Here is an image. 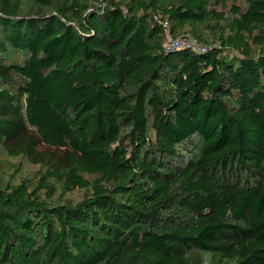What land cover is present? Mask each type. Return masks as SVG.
Wrapping results in <instances>:
<instances>
[{"label":"trees","instance_id":"trees-1","mask_svg":"<svg viewBox=\"0 0 264 264\" xmlns=\"http://www.w3.org/2000/svg\"><path fill=\"white\" fill-rule=\"evenodd\" d=\"M0 264H264V0H0Z\"/></svg>","mask_w":264,"mask_h":264},{"label":"built area","instance_id":"built-area-1","mask_svg":"<svg viewBox=\"0 0 264 264\" xmlns=\"http://www.w3.org/2000/svg\"><path fill=\"white\" fill-rule=\"evenodd\" d=\"M163 25L166 27V35L167 38L170 42V44H172L173 46H180V45H188V46H193L196 49H202V47L196 42V40L190 38V40H192L194 43H189L187 39H185V37H178V38H172V34L170 32L169 29V23L167 19L163 20Z\"/></svg>","mask_w":264,"mask_h":264},{"label":"rangeland","instance_id":"rangeland-1","mask_svg":"<svg viewBox=\"0 0 264 264\" xmlns=\"http://www.w3.org/2000/svg\"><path fill=\"white\" fill-rule=\"evenodd\" d=\"M190 36H191L190 34L182 35V37H185V39H187L189 43H194L192 40H190V38H191ZM25 167H27V168L33 167L34 168L35 166L29 165V163L27 162ZM6 170L9 171L10 169H6ZM82 194H83V190H76V191L70 193V197H72L74 199H78Z\"/></svg>","mask_w":264,"mask_h":264}]
</instances>
